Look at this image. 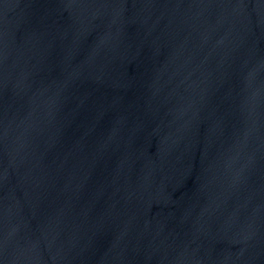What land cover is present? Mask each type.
I'll list each match as a JSON object with an SVG mask.
<instances>
[{
    "label": "water",
    "instance_id": "95a60500",
    "mask_svg": "<svg viewBox=\"0 0 264 264\" xmlns=\"http://www.w3.org/2000/svg\"><path fill=\"white\" fill-rule=\"evenodd\" d=\"M0 264H264V0H0Z\"/></svg>",
    "mask_w": 264,
    "mask_h": 264
}]
</instances>
